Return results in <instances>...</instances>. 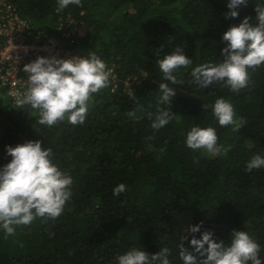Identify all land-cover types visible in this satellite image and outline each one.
Instances as JSON below:
<instances>
[{
  "label": "trees",
  "instance_id": "obj_1",
  "mask_svg": "<svg viewBox=\"0 0 264 264\" xmlns=\"http://www.w3.org/2000/svg\"><path fill=\"white\" fill-rule=\"evenodd\" d=\"M11 2L33 30L80 57L94 52L116 79L93 95L88 118L77 126L67 119L40 125L38 110L19 109L0 94V167L11 160L7 146L39 140L73 180L59 218L18 227L7 238L0 230V264H117L132 248L154 255L164 247L170 264H182V237L187 235L188 248L189 227L197 225V239L210 230L225 246L233 230L247 231L264 261V169L246 168L254 155L264 157V66L251 72L249 87L238 94L218 84L202 89L190 75L197 66L223 62V34L245 17L257 26L255 9L264 8V0H249L235 19L225 18L229 0H81L82 7L62 11L57 0ZM59 23L76 28L75 35L62 37ZM177 47L193 63L175 73L183 83L173 85L157 60ZM161 83L175 89L171 111L178 116L156 131L146 113H155ZM218 98L230 101L247 122L239 132L219 126L211 108ZM130 111L142 118L130 119ZM193 126L214 127L219 143L231 150L212 157L189 149L186 135ZM121 183L127 191L113 196Z\"/></svg>",
  "mask_w": 264,
  "mask_h": 264
},
{
  "label": "clouds",
  "instance_id": "obj_2",
  "mask_svg": "<svg viewBox=\"0 0 264 264\" xmlns=\"http://www.w3.org/2000/svg\"><path fill=\"white\" fill-rule=\"evenodd\" d=\"M248 2L229 0V11L225 18H238L237 9L247 7ZM57 3V11L70 5L82 7L81 0H57ZM255 11L257 26L250 23L251 17H245L238 26L229 27L222 36V41L227 43L221 53L223 62L192 69V83L202 89L213 84L224 85L236 94L249 87L251 72L264 66V8L256 7ZM15 60L18 62L19 57ZM192 63L182 47L157 60L163 79L173 85L183 83L175 73L181 68H189ZM23 72L27 76L23 94L10 92L9 95L15 97L17 108L30 106L38 110L40 118L36 122L47 127L59 126L65 119L73 126L83 125L88 118L89 102L93 95L111 84V72L107 64L94 52H90L87 57L69 59L37 57L24 65ZM159 91L161 95L155 113H146L152 121V129L156 131L178 116L171 111L172 101L177 96L175 89L167 83H161ZM128 96L134 102L137 101L135 91L129 90ZM211 108L219 126L230 128L233 133L247 125L242 117H237L232 103L224 98L216 99ZM127 116L133 120L142 118L136 111L128 112ZM185 142L189 149L202 151L212 157L227 155L231 150V146L219 143L214 127L193 126L187 132ZM5 151L11 160L0 167V230L7 238L15 235L18 227H29L37 220L47 222L59 218L72 198L73 180L53 163L52 148H42L39 140L15 147L7 146ZM246 168L249 172L264 169V157L254 155ZM126 191L127 186L121 183L113 189V196L119 197ZM200 232L201 225L189 227L188 234L192 235V239L188 248L183 244L187 235L182 237L179 245L182 264H264L260 258V245L247 231L233 230L230 246H225L222 241L217 243L210 230L203 231L197 239L195 234ZM170 254L167 247L154 255H149L142 248H132L117 257V264H170Z\"/></svg>",
  "mask_w": 264,
  "mask_h": 264
},
{
  "label": "built area",
  "instance_id": "obj_3",
  "mask_svg": "<svg viewBox=\"0 0 264 264\" xmlns=\"http://www.w3.org/2000/svg\"><path fill=\"white\" fill-rule=\"evenodd\" d=\"M65 28L68 30L64 31ZM75 29L69 25L63 27L61 23L57 28L58 31L63 30L62 37L66 39L75 35ZM52 56L62 59L80 57L63 47L58 48L49 34L33 30L31 23L20 16L11 0H0V94L3 93L15 101V97L9 93L23 94L27 80L23 72L24 65L33 62L37 57ZM16 57H19L18 62ZM109 70L110 78L115 80L112 69Z\"/></svg>",
  "mask_w": 264,
  "mask_h": 264
},
{
  "label": "rangeland",
  "instance_id": "obj_4",
  "mask_svg": "<svg viewBox=\"0 0 264 264\" xmlns=\"http://www.w3.org/2000/svg\"><path fill=\"white\" fill-rule=\"evenodd\" d=\"M125 10L124 9H122L121 11H120V13H122V12H124ZM74 23H76V22H74ZM143 76H144V74H142Z\"/></svg>",
  "mask_w": 264,
  "mask_h": 264
}]
</instances>
